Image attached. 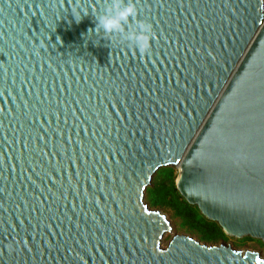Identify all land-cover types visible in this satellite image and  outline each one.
<instances>
[{
	"label": "water",
	"instance_id": "water-1",
	"mask_svg": "<svg viewBox=\"0 0 264 264\" xmlns=\"http://www.w3.org/2000/svg\"><path fill=\"white\" fill-rule=\"evenodd\" d=\"M151 56L96 32L107 0H0V264H264L174 234L159 169L225 235L264 243V0H136Z\"/></svg>",
	"mask_w": 264,
	"mask_h": 264
},
{
	"label": "trees",
	"instance_id": "trees-1",
	"mask_svg": "<svg viewBox=\"0 0 264 264\" xmlns=\"http://www.w3.org/2000/svg\"><path fill=\"white\" fill-rule=\"evenodd\" d=\"M176 174L173 168L159 169L145 192V202L151 208L168 211L177 222V229L197 237L202 243H224L228 236L217 223L206 219L198 210L179 194L175 186ZM251 239V238H247Z\"/></svg>",
	"mask_w": 264,
	"mask_h": 264
},
{
	"label": "clouds",
	"instance_id": "clouds-1",
	"mask_svg": "<svg viewBox=\"0 0 264 264\" xmlns=\"http://www.w3.org/2000/svg\"><path fill=\"white\" fill-rule=\"evenodd\" d=\"M95 19V31H102L110 42L114 38L120 45L151 56L156 34L150 21L139 18L136 0H107Z\"/></svg>",
	"mask_w": 264,
	"mask_h": 264
},
{
	"label": "rangeland",
	"instance_id": "rangeland-1",
	"mask_svg": "<svg viewBox=\"0 0 264 264\" xmlns=\"http://www.w3.org/2000/svg\"><path fill=\"white\" fill-rule=\"evenodd\" d=\"M174 173L177 175L178 168L173 167ZM163 211V210H162ZM164 214L169 218L172 224V231L170 233H167L163 239V247H166L169 240L174 234H186L194 237L197 239L196 236L191 235L188 232H185L183 230L177 229V222L175 219H171L168 211H163ZM248 237L243 238H234V237H228V240L224 242L226 245L231 246L235 250H239L241 252L245 251H253L260 254L261 258L264 259V243L258 239H247ZM220 244V243H217Z\"/></svg>",
	"mask_w": 264,
	"mask_h": 264
}]
</instances>
